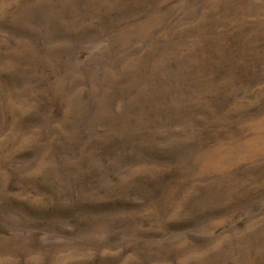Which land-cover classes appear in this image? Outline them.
<instances>
[{
    "label": "rangeland",
    "instance_id": "1",
    "mask_svg": "<svg viewBox=\"0 0 264 264\" xmlns=\"http://www.w3.org/2000/svg\"><path fill=\"white\" fill-rule=\"evenodd\" d=\"M0 264H264V0H0Z\"/></svg>",
    "mask_w": 264,
    "mask_h": 264
}]
</instances>
